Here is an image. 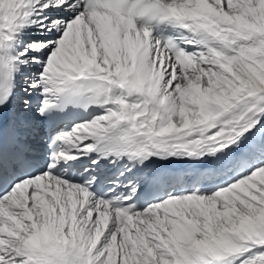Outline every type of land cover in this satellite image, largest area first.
I'll return each instance as SVG.
<instances>
[{"label":"snow or ice","instance_id":"1","mask_svg":"<svg viewBox=\"0 0 264 264\" xmlns=\"http://www.w3.org/2000/svg\"><path fill=\"white\" fill-rule=\"evenodd\" d=\"M0 264H264V0H0Z\"/></svg>","mask_w":264,"mask_h":264}]
</instances>
